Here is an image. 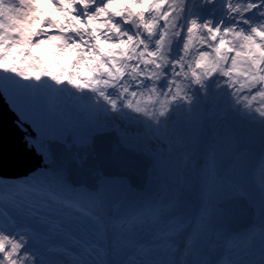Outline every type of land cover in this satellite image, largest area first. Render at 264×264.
<instances>
[{
	"label": "rangeland",
	"instance_id": "obj_1",
	"mask_svg": "<svg viewBox=\"0 0 264 264\" xmlns=\"http://www.w3.org/2000/svg\"><path fill=\"white\" fill-rule=\"evenodd\" d=\"M52 1L0 0V90L20 121L29 124L35 132L36 140L33 141L27 137L28 143L34 145L35 150L43 155L44 163L49 162V157L42 139H56L65 143L67 135L70 134L72 143L81 146L89 145L92 135L97 132L116 130L126 147L143 151L148 156L152 155L155 158V168L153 165L150 166L151 178L148 177L147 182L164 184L161 194L167 196L169 201L174 199L176 208L189 207L188 217H190V213L192 214L195 208L206 202L207 209L204 213L206 215L202 224L204 230L200 231L201 236L206 238L208 236L204 248L211 244L213 238H218L223 233L221 227L223 212L220 203L226 197L240 196L252 206V210L256 211L254 209L256 207L262 210L264 192H260L262 189H259L262 184L254 181L251 177L253 174L251 170L245 179H240L248 170L246 157L241 162L245 164L244 169L238 170V168L232 167L230 170L220 171L221 159H225L224 155L228 154L227 145L221 142L223 138L227 141L229 136L226 133L223 134V130L226 128L224 124L205 123L211 128L216 127L223 135L219 137L220 141L217 139V143L213 141L204 143L198 152L197 149H193L194 144H197L198 141H209V137L203 139L204 134L205 136L210 134L203 127L204 122L207 121L204 118V116L206 117L204 112L209 111L212 114L216 111L214 107L217 103H221L219 117L227 107H232L243 117L263 123L264 107L261 105L258 107L256 102H261L259 99L264 98V49L247 58V63L252 69L249 74L243 60L246 52L243 51L244 46L239 42L241 37L245 40L249 38L248 46L254 45V41L250 37L251 33L261 34L260 24L256 22L253 24L254 18L246 20L249 30L234 31L231 28L228 37L223 33V36L221 33L215 35L219 30L215 31L214 27L208 26L211 32L210 36L206 37L207 40L212 38L215 41L217 36L219 41L234 51V57L240 59L236 61V65L246 71H236L235 61L229 58L230 54H227L224 46L216 45L213 48V55L206 57V54L199 51L201 42L196 45L198 52L194 53V48L188 50V53H194L192 62L188 63L189 67L181 54L177 57L173 55V59L168 58L169 65L167 59V62L162 61L163 58L159 52L164 47V38L171 21L165 11L178 5L180 0H114V6L119 5L120 1H128L133 3L137 12L147 11L148 25L153 26L154 37L157 39L154 50L149 48L144 51L149 54L146 59L148 68L150 62L154 60L155 53L162 59L160 65L170 67L168 71L171 69L172 74H176L178 71L179 73H188L189 69H195L191 73L194 90L188 89L185 77H175L173 79H176V82H174L170 78L172 74L166 75L163 69L159 70L158 78H167L171 85L169 83L166 87L156 85L153 87L158 86V89L150 90V88L147 89L148 86H145V81L142 82V79L137 77L142 76L141 72L145 74L144 69H141L140 72L137 66L132 65V68L128 67L132 72H126V69L121 67L118 49L115 48L111 39L113 33L108 23L101 20L104 15V2L101 0H88V2L87 0H59L62 6L55 8L52 6ZM237 2L238 5L235 7L234 1H230L227 10H238L240 4H245L246 0H237ZM95 3L99 4V7L91 12ZM250 7L251 5L247 7L246 11L250 10ZM23 10L26 13H23ZM62 10L66 13L65 17H63ZM162 15H164L163 25L159 23ZM255 16L257 19L260 18L258 14ZM19 23H24L20 25L23 27L21 30ZM181 23L176 22L172 26L175 34L168 43L171 44L174 40L179 43L185 41L183 43L184 53L190 38ZM183 23L192 24L191 21ZM210 24L217 25V23ZM26 28L30 30L28 39ZM70 32H74V34ZM196 38L197 35L192 34L193 41H196ZM38 44L39 46H37ZM178 47L179 44H175L170 47L169 51H179ZM237 51H240L242 55ZM251 51L252 48H249L247 52L250 54ZM134 54L136 53H131L130 57ZM145 55L144 53V58ZM150 70L152 71L151 68ZM196 71L198 79L201 80L199 84L196 83L194 77ZM207 72L222 73L228 78V89L236 87L238 90L234 88L231 93H226V89L221 85L222 79H218L215 84L216 88L212 92H208L209 94L206 91L203 92L201 86L206 84L204 88L207 89V83L203 81L201 74L207 76ZM257 89L261 91V96L258 92H254ZM244 91H251L256 96L252 98L253 95L244 93ZM228 100H231V103ZM213 102L215 104H212ZM218 122L221 123V120ZM132 125L136 129L133 130L134 132L128 133L127 129H130ZM156 130L157 141L155 139ZM198 130L201 131L200 134L204 133L200 135ZM172 140L177 143L180 149L177 158H175L176 152L173 149L175 144L171 143ZM149 145L152 147H148ZM237 170L238 176L236 177ZM225 172H230L232 179L228 180L227 175H224ZM233 177H236L238 182ZM255 177L257 178L258 175ZM175 182L181 183V185L177 184V187ZM202 183L204 185H196ZM99 184L107 195L119 204L128 201L130 192L136 193L123 178H103ZM25 185L29 184L21 183V186L25 187ZM195 185L196 187H194ZM244 185L246 187L243 189ZM24 187L23 189H26ZM53 187L79 193L75 191L76 187L69 186L64 182H60L59 185L53 184ZM205 187L207 190L202 191ZM182 190L195 194L191 198L194 201L191 203L183 201ZM173 191L176 195L173 194ZM207 191L211 193V198L206 195ZM13 193L6 197L14 196ZM86 193L89 191L86 190ZM93 194V200L99 211L104 214L105 219L111 209L115 212H125L122 207L113 204L111 202L113 200L104 199L95 192ZM17 195L19 196V194ZM139 195L140 193L137 194V196ZM149 197V192L145 193L139 206H146ZM176 198L182 202L177 201ZM17 199L19 198L15 196L14 201ZM167 202L166 200L165 203ZM64 205L61 200L58 205L47 206L55 208L54 211L41 210V213L37 214L34 212L22 214L17 211V206L11 207L5 202H0V264H42L37 255L44 252L55 261V264H72L71 260L65 259L60 246L63 245L65 249H69V246L72 245L73 251H81L75 246L77 242L87 240L89 235L96 237L95 246L101 251L97 253L93 249L97 258L90 252L85 253L84 259L79 258L83 264H122L124 261L132 264H154L155 260L152 263L153 259L163 257L164 253L150 250L151 248L158 249L155 246H150L151 243L158 242V238L152 242L153 237L144 240L139 234L136 235L140 241L144 240L140 249L135 247L133 239L126 240V236L132 235L131 229H129V233L118 231L116 235L119 237L122 234L125 235L117 243V240L108 243L105 252L110 250L111 254L103 255L102 236L94 235L89 231L91 224H94L92 219L86 215L79 216L75 209H73L75 210L74 215L65 217L60 212ZM48 212L52 220H48L46 215ZM135 221L133 220V222ZM140 222L137 223L140 224ZM125 228L127 226H123L119 230L123 231ZM145 228H148L146 232L143 230L146 235L153 233L149 226ZM19 233L25 237H21ZM160 234L163 241H170L174 237H166L162 230H160ZM62 236H65V241H60ZM34 237L38 240L34 241ZM132 238L135 239L134 235ZM65 253H67L66 250ZM134 253H139V255H133ZM146 258L147 260H145Z\"/></svg>",
	"mask_w": 264,
	"mask_h": 264
},
{
	"label": "water",
	"instance_id": "obj_2",
	"mask_svg": "<svg viewBox=\"0 0 264 264\" xmlns=\"http://www.w3.org/2000/svg\"><path fill=\"white\" fill-rule=\"evenodd\" d=\"M135 31V24L131 26ZM211 82L209 85L211 86ZM226 124L232 129L238 142V149L259 153L264 147V127L255 121H248L229 108L225 116ZM36 140L31 126L21 122L18 115L10 108L0 90V177L17 179L48 168L53 173H60L67 182L74 186L85 187L91 191L98 189L103 178H123L130 188L144 190L149 168L153 164L144 152L126 147L116 130L98 132L92 135L89 145L77 146L72 137L67 135L65 143L56 139L42 140L48 153L49 162L44 163L34 145ZM230 161H223L221 170ZM225 220L231 225L246 226L251 208L241 198L230 199L223 203Z\"/></svg>",
	"mask_w": 264,
	"mask_h": 264
},
{
	"label": "trees",
	"instance_id": "obj_3",
	"mask_svg": "<svg viewBox=\"0 0 264 264\" xmlns=\"http://www.w3.org/2000/svg\"><path fill=\"white\" fill-rule=\"evenodd\" d=\"M23 13H26L24 10L22 11ZM24 23H19L18 25H22ZM26 25V23H25ZM20 30L23 29L22 26L19 27ZM29 28H26V37L27 39L29 38L30 34H29ZM36 45V44H35ZM39 46V44L37 45ZM40 48V47H38ZM22 65V64H21ZM136 129L135 126H131L130 129H127L128 133H132L134 132L133 130ZM159 137H161L159 135ZM158 138V134H157V130L155 132V139L157 141ZM159 141V140H158ZM173 141V140H172ZM172 144L174 143V150L176 152L175 157L177 158L178 152L180 151L179 147L177 146L176 142H171ZM148 147H152V145H149ZM23 182H27L29 185L27 188H32L34 189V191L32 190L31 192H37V194L41 197L44 196L41 200H35L34 203H36L38 206H40L42 209L46 208L47 202L46 201H51L53 203H59V200L57 198H55L52 195H48L43 193V190L47 191V190H51L54 191V187L53 184L55 185H59L60 182H64V177L60 174V173H51V171L47 170V169H43L40 171H36L33 174H30L28 177L20 179V180H6L3 178H0V188L2 186H4L6 184V186H10L13 188H19L21 187V183ZM75 191L79 192L78 195L80 194V201L82 203H84L85 205H87V207L89 209H94V206L92 205V203L94 205L95 201L93 200V193H86V189L84 187H79L77 189H75ZM149 192H151L152 198H150L148 200V203L150 204V209H162V203L164 202L161 196H158L159 194V190L158 188H156V186L154 187V185H152L150 187ZM100 197L102 198H109L111 200H113V202L115 203V205L122 207V209L125 211V216L130 215L131 213L134 212H140V209L138 207V203L140 202V198L142 197L141 195L137 196V195H133L134 192H130V196L127 202L125 203H117L116 200L112 199L111 197H109L106 193V191L99 187L97 192H96ZM39 198V197H38ZM178 199V198H176ZM179 201V199L177 200ZM180 202V201H179ZM171 205V204H170ZM165 209L169 208L167 206L164 207ZM115 213V212H114Z\"/></svg>",
	"mask_w": 264,
	"mask_h": 264
},
{
	"label": "bare ground",
	"instance_id": "obj_4",
	"mask_svg": "<svg viewBox=\"0 0 264 264\" xmlns=\"http://www.w3.org/2000/svg\"><path fill=\"white\" fill-rule=\"evenodd\" d=\"M257 24H260L261 25V22L260 21H258L257 22ZM229 26H230V23L228 22V23H224V26H223V29H224V31H227L228 29H229ZM226 36H227V33H226ZM65 184H67V185H72V184H70L69 182H64ZM74 186V185H73ZM7 187H10V186H7ZM74 187H76V186H74ZM164 189V185H162V184H159L158 185V190H159V194H158V196H161L163 199H166V196L164 195H162L161 194V192H162V190ZM173 194L174 195H176V193H175V191H173ZM147 195V194H146ZM149 195H150V197L149 198H152V195H151V193L149 192ZM173 195V196H174ZM175 197H177V196H175ZM169 203H171L172 204V206H174L175 204H176V202H175V200L173 199L172 201H169ZM207 209V208H206ZM205 209V210H206ZM22 213H24L23 211H21ZM47 215V218H48V220H52V217H51V215L49 214V212L46 214ZM162 226V225H161ZM183 226V225H182ZM118 229H120V226H117L115 229H113V228H108V230H109V233H110V231H111V233L112 234H114V233H117L118 231L119 232H124V231H122V230H118ZM18 233V232H17ZM19 235H21V237L22 236H24L25 237V235H23L22 233H19ZM63 237V236H62ZM135 237V239L133 238V241L136 243V242H138V237L137 236H134ZM169 237L171 238V235H169ZM240 237V236H239ZM130 239V238H129ZM238 239H240V238H238ZM36 240H38V239H36L35 238V241ZM117 241H119L120 240V237L118 236V239H116ZM130 240H132V237H131V239ZM60 241H63L62 240V238L60 239ZM139 241H140V239H139ZM257 241V240H256ZM164 242H166L165 244H163V247H164V249H166V254H165V257H167L168 255H169V250H170V247H171V244H172V241H164ZM255 241H249V242H247L246 244H247V246L249 245V244H252V243H254ZM214 244V242L212 241V243H211V245H213ZM259 244H260V242H259ZM156 247L155 248H158V246L157 245H155ZM261 245H259L257 248H259ZM49 247V246H48ZM257 248H255V249H253L252 251H254V250H256ZM96 250H97V253H99L100 251H99V249H97V247H96ZM88 254L89 253V251H80V252H78L75 256H81L82 258L81 259H84L85 257H86V254ZM136 255H139V253H136ZM75 256H66V255H64V257H65V259L66 260H68V261H70V260H72V264H78V262H80V260L78 259V258H76ZM186 254L185 255H183V257H182V259H186ZM206 258V257H205ZM145 260H147V258L145 259ZM139 263H142V262H139ZM43 264H50V263H44V261H43ZM175 264H177V262L175 263Z\"/></svg>",
	"mask_w": 264,
	"mask_h": 264
}]
</instances>
